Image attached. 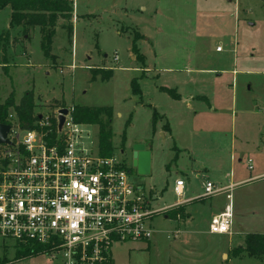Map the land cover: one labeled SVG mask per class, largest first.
Wrapping results in <instances>:
<instances>
[{"label": "rangeland", "instance_id": "374dc122", "mask_svg": "<svg viewBox=\"0 0 264 264\" xmlns=\"http://www.w3.org/2000/svg\"><path fill=\"white\" fill-rule=\"evenodd\" d=\"M67 1L72 18L57 19L50 45L49 27L12 26L11 6L0 10V103L13 95L19 104L32 92L35 116L54 114L57 102L113 108V154L135 184L158 191L156 205L175 206L155 216L151 240L115 244L114 264H264L232 258L247 233H264V0ZM135 33L144 64L133 51ZM134 80L140 94L133 93ZM161 86L210 100L203 99L194 115L177 109L182 102ZM9 114L22 138L16 110ZM84 128L88 143L97 146L98 125ZM138 144L151 154L147 175L133 166ZM232 174L239 234L234 228L226 235L209 232V216L228 202L225 195L211 196L195 221L186 220L181 202L203 194L207 180L225 186ZM177 179L186 182L180 196ZM17 250L14 239L0 238V264L63 262L60 253L17 260Z\"/></svg>", "mask_w": 264, "mask_h": 264}, {"label": "built area", "instance_id": "2783aa9c", "mask_svg": "<svg viewBox=\"0 0 264 264\" xmlns=\"http://www.w3.org/2000/svg\"><path fill=\"white\" fill-rule=\"evenodd\" d=\"M61 108L68 113L60 130ZM74 109L39 114L34 128L20 127L22 138L11 124L10 143L0 146V238L51 245L48 255L60 253L62 264H114L115 244L151 240L155 216L175 206L156 205L157 192L135 184L122 159L100 155L99 144L87 141L90 124L75 121ZM185 185L177 179L175 193L182 195ZM203 186V197L228 200L212 218L210 233L231 234L236 184L207 180Z\"/></svg>", "mask_w": 264, "mask_h": 264}, {"label": "trees", "instance_id": "16d2710c", "mask_svg": "<svg viewBox=\"0 0 264 264\" xmlns=\"http://www.w3.org/2000/svg\"><path fill=\"white\" fill-rule=\"evenodd\" d=\"M11 6L12 8V26H20L29 24L30 26H39L43 28L49 27V39L47 45H50L51 36L54 34L56 21L59 17L65 19L72 18L74 7L67 0H0V10ZM72 31V26H69ZM141 37L139 33H135L133 41V51L137 55V60L144 64V57L140 56L137 47V40ZM44 53L47 57L50 56L49 46H46L44 40L42 42ZM112 76V73L108 78ZM133 93L140 94V88L137 80L133 81ZM173 98H179V95L174 93L172 89L163 88ZM35 102L32 92H26L20 103L16 104L13 95H10L4 103H0V124H12L9 119V111L11 108L16 110L19 125L22 129L34 128V123L38 120L39 115H34ZM56 108L63 107L60 102L55 105ZM159 117L157 110L154 108V122ZM75 121L84 124L98 125L99 127V151L104 157L112 156L113 147V108L112 107H89L75 106L74 109ZM55 122V119H54ZM165 214H169L167 211ZM169 216V215H168ZM244 247L234 249L235 255L242 252L250 257L263 259L264 261V233H247L244 237ZM18 250L16 259H25L27 257L52 251V246L47 244H39L36 242H18Z\"/></svg>", "mask_w": 264, "mask_h": 264}, {"label": "crops", "instance_id": "0c3cea01", "mask_svg": "<svg viewBox=\"0 0 264 264\" xmlns=\"http://www.w3.org/2000/svg\"><path fill=\"white\" fill-rule=\"evenodd\" d=\"M147 41H149V39H147ZM222 51V50H221ZM221 51H217V52H221ZM131 58L133 59V57L131 56ZM163 88H168L169 89V87H163V86H161L160 87V91L161 92H163V93H168L167 91H165ZM176 94H178L179 95V98H174V100H177V102H182V104H177V106H176V108L177 109H181L182 110V108L184 107H186V109H188V110H191V111H193V114L194 115H197L198 113H199V111H197L195 108H201V102H203V99H206V100H210L209 98H208V96H206V95H203V94H194V93H190V94H188V95H185V94H180V93H176ZM171 96V95H170ZM172 97V96H171ZM173 98V97H172ZM176 104V103H175ZM198 106V107H197ZM212 109H214V106H212L211 105V108H210V111L212 110ZM216 109V108H215ZM188 114V113H187ZM161 116V118H163L164 116H162V115H160ZM187 118H188V116H185V115H183L182 114V120H187ZM171 123H172V121H171ZM165 129L166 130H171V128H169V124L167 123L166 125H165ZM253 169H254V167H253ZM231 182L230 183H228V184H236V182H233V174L231 175ZM210 181H212V180H210ZM213 182H215V181H213ZM217 184H219V185H224L223 183H218V182H216ZM228 184H226V185H228ZM185 187H186V185H185ZM185 190V189H184ZM157 193H158V191L157 190H155ZM203 191H204V186H203ZM218 196H220V195H218ZM218 196H214V197H218ZM214 197H211V198H204L203 197V194H199L197 197H195V196H192V197H189V198H187L183 203H186V205H185V209H186V213H187V218L188 219H186V220H189V221H195L196 220V217L199 215V213H202L201 212V210L200 211H198V207L199 206H204L205 205V203H206V201H208L209 199H213ZM227 200V199H226ZM228 203V202H227ZM227 203H225V205L227 204ZM225 205L224 206H222V207H220V208H216V211H215V213H212V215H210L209 216V218H210V222H211V220H212V218L215 216V215H217V214H219L222 210H223V208L225 207ZM235 210H234V213L236 214L237 213V210H236V207L234 208ZM210 222H209V226H210ZM236 223H237V219H236V215H235V221H234V225H233V228H234V232H235V234H239L238 232H237V230H236V228H235V226H236ZM210 232V231H209ZM212 234V233H211ZM219 235H224V234H219ZM245 246V243H244V240L243 241H241V242H239L238 243V246L236 247V248H238V247H244ZM235 249V248H234ZM227 255V254H226ZM245 257H250V256H248L247 254H246V252H242V253H240V254H237V255H233V257L232 258H238V259H243V258H245Z\"/></svg>", "mask_w": 264, "mask_h": 264}, {"label": "water", "instance_id": "95a60500", "mask_svg": "<svg viewBox=\"0 0 264 264\" xmlns=\"http://www.w3.org/2000/svg\"><path fill=\"white\" fill-rule=\"evenodd\" d=\"M67 113V108H61L59 110L58 120L60 130L65 122V115ZM11 129L12 126L10 124H0V146L2 144L10 143L8 135L11 132ZM133 159V166L137 167L139 175H147L150 173L151 154L149 151L145 150V145L138 144L134 146Z\"/></svg>", "mask_w": 264, "mask_h": 264}]
</instances>
